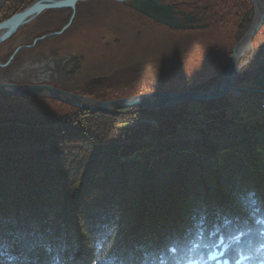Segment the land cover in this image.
<instances>
[{
  "label": "trees",
  "instance_id": "trees-1",
  "mask_svg": "<svg viewBox=\"0 0 264 264\" xmlns=\"http://www.w3.org/2000/svg\"><path fill=\"white\" fill-rule=\"evenodd\" d=\"M252 97L0 113V264H264V96Z\"/></svg>",
  "mask_w": 264,
  "mask_h": 264
},
{
  "label": "flooded vegetation",
  "instance_id": "flooded-vegetation-1",
  "mask_svg": "<svg viewBox=\"0 0 264 264\" xmlns=\"http://www.w3.org/2000/svg\"><path fill=\"white\" fill-rule=\"evenodd\" d=\"M216 2L217 0H64L63 6L43 10L5 41L17 40L9 49L0 50V65H3L0 67V83L3 81L31 86L37 80H42L41 86L100 100L102 97L92 91H107L114 85L128 81V72L136 68L130 65L126 56L127 53L130 54L126 50L130 46L128 43L125 46V41H131L130 37L134 35L142 38L146 23L170 28L143 13L141 9H165L179 24L189 27L170 29L177 32H200L214 24H228L224 16L226 5L218 6ZM229 3L239 19L236 29L238 38L232 46L231 60L235 44L246 34L243 33L244 25L252 19V10L247 13L244 8L252 7L255 13V5L252 0H245V5L241 0ZM263 27L264 24L253 37L250 46L242 50L240 55L241 59H247V63L241 68L239 79L244 82L239 85L250 86L251 90H264L255 85L262 82L260 75L264 72V62L259 63L260 60L264 61V42L258 43ZM146 37L138 45L143 52ZM98 42H102L105 48L117 46L118 54H114L116 58L113 53H102V59L94 55L96 52L92 53L91 49L97 48ZM241 59L240 65L243 63ZM144 62L143 60V66ZM44 69L46 72L42 73ZM251 95H256L257 98L262 96L260 93Z\"/></svg>",
  "mask_w": 264,
  "mask_h": 264
},
{
  "label": "rangeland",
  "instance_id": "rangeland-1",
  "mask_svg": "<svg viewBox=\"0 0 264 264\" xmlns=\"http://www.w3.org/2000/svg\"><path fill=\"white\" fill-rule=\"evenodd\" d=\"M32 1L6 0L0 10V23L9 19L15 13H19V10L25 8ZM229 1L235 0H217L216 2L218 6L220 4L226 5L224 16L228 24H214L200 32H177L167 27L146 23L143 26L145 35L142 38L134 35L130 37L131 41H125L124 43L125 46H127V43L130 46L129 49L126 48L128 52L130 51V54H126L129 63L136 67L134 71L128 72L129 80L114 85L110 90H96L92 93L98 94L102 98L112 97L111 100L154 92L180 93L192 90L196 84L210 80L212 76L227 66L230 61L232 46L238 38L236 29L239 19L233 6L228 5ZM241 1L243 5L246 4L245 0ZM244 10L247 13L252 10L250 23L244 25L243 33H247L255 13L252 7H246ZM260 36L263 38L261 39ZM145 37L147 42L143 52L138 48V45ZM14 41H7L0 45V50L9 49L11 44L14 45L17 42V40ZM262 42H264V27L258 38V43ZM103 45L102 42H98L97 48L91 49V52H96L94 55L101 59L104 58L101 56L102 53L103 55L117 53V46L115 48H105ZM121 45L123 46V44ZM143 56L146 58H143ZM143 60L145 66H143ZM254 60H257V58H254ZM116 61L117 59H115ZM246 61L247 59H244L241 65H245ZM263 62L262 60L259 61L260 64H263ZM238 87L251 90L250 86L238 85ZM243 93H249L250 96H253V99H258L256 95H251V92H236L235 96L231 94L228 99L234 102ZM64 110L63 105L58 101L0 94V113L5 117H27L34 114L48 115L49 113L60 115Z\"/></svg>",
  "mask_w": 264,
  "mask_h": 264
},
{
  "label": "water",
  "instance_id": "water-1",
  "mask_svg": "<svg viewBox=\"0 0 264 264\" xmlns=\"http://www.w3.org/2000/svg\"><path fill=\"white\" fill-rule=\"evenodd\" d=\"M6 0H0V10ZM64 0H36L30 6L14 14L9 19L0 23V45L12 35L30 22L36 15L48 8L61 7ZM75 1V0H70ZM255 5V15L248 32L237 42L233 48L232 58L221 74L219 81L207 88L199 90H187L180 93L175 92H154L136 96H130L115 100H98L86 96L75 95L66 91L54 89L48 86H41L42 80H37L35 85H19L7 82L0 83V94L20 97H36L55 100L69 107L85 110L93 114L118 115L122 110L131 108H152L169 109L176 108L193 102L219 101L229 95H236V92L260 93L264 96V90H249L238 87L244 82L240 80V72L243 65H240V55L248 45L250 46L253 37L259 32L264 24V1L252 0ZM151 18L161 22L165 26L174 29H188L184 24H179L172 14L163 10L141 9ZM163 13V14H161ZM3 65H0L2 67ZM264 70V68H263ZM46 72L42 71V73ZM262 82L256 83L257 87L264 88V72L260 75Z\"/></svg>",
  "mask_w": 264,
  "mask_h": 264
},
{
  "label": "snow or ice",
  "instance_id": "snow-or-ice-1",
  "mask_svg": "<svg viewBox=\"0 0 264 264\" xmlns=\"http://www.w3.org/2000/svg\"><path fill=\"white\" fill-rule=\"evenodd\" d=\"M257 223H264V221H257ZM261 247L264 248V245H261ZM248 259H250V257H248V256H242L241 257V260H244V261H246Z\"/></svg>",
  "mask_w": 264,
  "mask_h": 264
},
{
  "label": "built area",
  "instance_id": "built-area-1",
  "mask_svg": "<svg viewBox=\"0 0 264 264\" xmlns=\"http://www.w3.org/2000/svg\"><path fill=\"white\" fill-rule=\"evenodd\" d=\"M261 107L264 109V102L261 103Z\"/></svg>",
  "mask_w": 264,
  "mask_h": 264
},
{
  "label": "bare ground",
  "instance_id": "bare-ground-1",
  "mask_svg": "<svg viewBox=\"0 0 264 264\" xmlns=\"http://www.w3.org/2000/svg\"><path fill=\"white\" fill-rule=\"evenodd\" d=\"M261 103L264 102V98H262V100L260 101Z\"/></svg>",
  "mask_w": 264,
  "mask_h": 264
}]
</instances>
